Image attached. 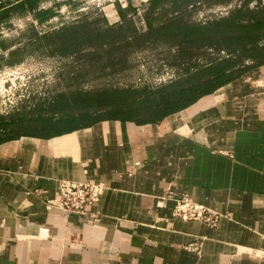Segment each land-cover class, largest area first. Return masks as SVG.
I'll use <instances>...</instances> for the list:
<instances>
[{"label": "crops", "instance_id": "1", "mask_svg": "<svg viewBox=\"0 0 264 264\" xmlns=\"http://www.w3.org/2000/svg\"><path fill=\"white\" fill-rule=\"evenodd\" d=\"M244 65L157 121L1 142L0 264H264V61ZM61 179L104 183L93 217L49 201ZM168 192L222 217L174 218Z\"/></svg>", "mask_w": 264, "mask_h": 264}, {"label": "rangeland", "instance_id": "2", "mask_svg": "<svg viewBox=\"0 0 264 264\" xmlns=\"http://www.w3.org/2000/svg\"><path fill=\"white\" fill-rule=\"evenodd\" d=\"M263 4L264 0H201L184 6L164 4L152 11L151 0L25 3L0 22V40L8 45L0 47V114L23 117L22 125L34 129L39 124L34 118L51 114L41 109L57 94L151 87L228 53L214 45L181 44L171 38L123 40L125 29L101 35L107 26L131 21L140 34L147 28L146 14L154 23L175 15L188 22H205L238 7L255 9Z\"/></svg>", "mask_w": 264, "mask_h": 264}, {"label": "trees", "instance_id": "3", "mask_svg": "<svg viewBox=\"0 0 264 264\" xmlns=\"http://www.w3.org/2000/svg\"><path fill=\"white\" fill-rule=\"evenodd\" d=\"M200 1L151 0V10L160 9L164 4L184 6ZM33 2L34 0H0V22L5 21L13 9L23 8L25 3L32 5ZM145 16L147 28L143 33L138 34L131 27V21L127 25L107 26L100 33L104 35L108 31L125 29L127 34L120 40L142 37L144 41H155L171 38L181 44L214 45L228 53L151 87L127 86L57 94L42 109L39 108L51 114L34 118L39 121V124L34 125V129L37 128L39 132L23 126V117L0 114V143L21 135L47 137L103 118L127 119L137 123L157 121L240 76L245 69L246 59L264 61V4L255 9L238 7L205 22H188L175 15L154 23L149 14ZM64 29H70V25ZM104 40L110 41L107 37ZM0 47L6 49L8 45L0 40ZM16 51L10 52V55ZM52 114L58 115L57 118H53Z\"/></svg>", "mask_w": 264, "mask_h": 264}, {"label": "built area", "instance_id": "4", "mask_svg": "<svg viewBox=\"0 0 264 264\" xmlns=\"http://www.w3.org/2000/svg\"><path fill=\"white\" fill-rule=\"evenodd\" d=\"M104 187L103 182L61 179L56 184L53 199L49 201L66 216L76 214L93 217L94 215L88 213L87 206L99 200L100 193ZM40 195L42 194L40 193ZM167 196L175 202L172 208V216L174 218L186 221H198L207 226L214 227L222 217L220 211L205 203L193 200L186 193L174 195L168 192Z\"/></svg>", "mask_w": 264, "mask_h": 264}]
</instances>
